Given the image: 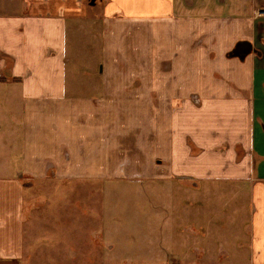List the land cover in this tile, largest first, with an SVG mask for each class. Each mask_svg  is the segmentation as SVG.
Segmentation results:
<instances>
[{"label": "crops", "instance_id": "1", "mask_svg": "<svg viewBox=\"0 0 264 264\" xmlns=\"http://www.w3.org/2000/svg\"><path fill=\"white\" fill-rule=\"evenodd\" d=\"M28 6L25 14L0 13L1 100L21 102V116L11 118L13 145H8L6 158L0 162V264H25L22 207L30 198L38 207L37 195L47 201L41 194L47 193L44 190L25 193L20 175L31 183L52 182L49 191L57 181L65 192L79 193L75 188L81 184L74 182L70 189L69 180L101 182L143 175L137 170L127 172L130 165L145 167L147 179L167 178L165 171L163 177L151 171L169 164L174 173H183L192 165L188 161L185 171L181 170V150L186 146L179 117L185 118L182 113L187 111L188 118H195L194 127L189 126L193 143L211 149L216 141L240 140L249 149L253 158L249 169L253 177L249 189L251 264H264V0H99L94 5L88 0H29ZM149 17L203 27L185 31L182 37L183 30L173 26L170 39L166 38L169 49L158 46L157 79L150 77ZM222 24L236 40L218 48L209 36L217 31L213 26ZM87 35L86 44L76 45L75 39ZM99 37L94 47H101L103 61L95 60L96 69L79 65L81 75L69 81L70 43L75 51L90 50L94 49L90 39ZM181 37L189 53L203 45L206 56L217 60L221 51L229 72L237 60V71L246 69L247 73L232 77L213 69L212 79L219 89L201 83L182 95L174 82L173 66L179 57L175 39ZM211 37L214 40L217 34ZM239 41L250 43V51L242 58L232 54ZM94 71L100 76H94ZM165 100L177 103L167 104V129L158 124L160 115L165 118V112L159 114ZM182 102L185 109L181 111ZM211 115L220 122L215 135L199 121ZM119 149L124 155H118ZM9 229L14 230L13 239L2 241V233ZM91 240H76V245L93 246ZM53 242L64 246L62 240Z\"/></svg>", "mask_w": 264, "mask_h": 264}, {"label": "rangeland", "instance_id": "2", "mask_svg": "<svg viewBox=\"0 0 264 264\" xmlns=\"http://www.w3.org/2000/svg\"><path fill=\"white\" fill-rule=\"evenodd\" d=\"M96 2L99 4V0H95L94 4ZM88 3L91 4L90 0ZM28 5L29 0H0V13L25 14L28 13ZM148 24V46L152 48L150 77L157 79L158 55L161 53L158 46L165 50L168 48L169 31L173 30V26L183 30L180 32L182 37L185 31L203 27L199 23H173L167 17H149ZM84 25L88 27L87 23ZM99 28L101 30L100 24ZM213 28L217 31L209 36L212 45L215 41L217 47L221 48L223 44L229 46L236 40L227 25ZM71 29L73 31L75 28ZM215 34L217 38L213 40L211 36ZM87 37L75 39L76 45L83 41L86 44L89 41ZM101 37L90 39L94 48L90 50L75 51L70 43L67 49V55L72 58L68 63L69 81L81 75V70L77 69L79 65L96 69L95 60L103 61L101 47H94ZM182 37L175 39L174 47L179 57L173 65L176 75L174 82L180 86L182 95L187 93L190 86L198 87L205 83L219 89V84L212 79L213 69L232 77L247 73L246 69L237 71V60L236 67L229 72L225 54L221 51L217 60L209 58V54L206 56L203 45L193 47L192 53H189L183 48ZM229 52L230 55L231 50ZM96 73L94 71L93 75L99 77ZM1 98L0 93V162L6 158L8 145L14 142L15 132L10 131L14 125L11 118L21 116L19 99L4 102ZM167 104L177 103L165 100L164 107L159 111V114L165 112L164 119L161 115L158 118V124L164 125L165 129L169 124ZM183 105L184 102L181 103V111L185 109ZM188 114L187 111L182 113L186 115L185 118L179 117V127L184 129L182 142L186 146L181 150V170L185 171L184 166L188 161L192 165L187 166V172L183 173H174L170 164L159 169L152 167L151 175L163 177L165 171L168 179H147L145 167L130 165L126 167L127 172L137 170L143 175L130 178L129 175L117 176L102 179L101 182L69 180L70 189L74 182L81 185L75 188L79 193H68L60 182H53V188L49 191L52 182L31 183L27 176L20 175V185L25 193L38 190L47 192L41 193L47 198L46 202L39 195L33 197L41 203L38 207L30 202L31 198L22 207L25 264H251L249 189L253 177L249 169L253 158L240 140L216 141L211 149L193 143L189 126L194 127L195 118H188ZM213 116L209 120L201 117L199 121L201 127H211L210 132L215 135L220 122ZM164 133L167 153L169 136L167 130ZM121 154L123 152L119 149L118 155ZM121 169L119 164L118 173ZM92 188L93 192L89 193ZM32 206L35 211L30 214ZM13 231L9 229L2 233L1 240L13 239ZM56 239L62 240L64 246L54 245ZM89 239H92L93 246L91 243L90 246L76 245V240L87 242Z\"/></svg>", "mask_w": 264, "mask_h": 264}, {"label": "water", "instance_id": "3", "mask_svg": "<svg viewBox=\"0 0 264 264\" xmlns=\"http://www.w3.org/2000/svg\"><path fill=\"white\" fill-rule=\"evenodd\" d=\"M94 2L95 0H90L91 4H94ZM248 51H250V43L247 41H239L235 44L232 54L239 55L242 58Z\"/></svg>", "mask_w": 264, "mask_h": 264}]
</instances>
